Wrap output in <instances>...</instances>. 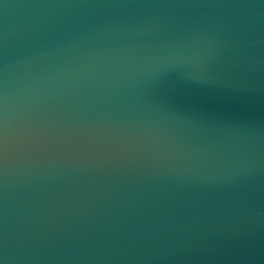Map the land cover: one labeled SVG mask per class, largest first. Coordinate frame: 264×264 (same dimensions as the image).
Returning a JSON list of instances; mask_svg holds the SVG:
<instances>
[{"label": "water", "instance_id": "water-1", "mask_svg": "<svg viewBox=\"0 0 264 264\" xmlns=\"http://www.w3.org/2000/svg\"><path fill=\"white\" fill-rule=\"evenodd\" d=\"M0 264H264V0H0Z\"/></svg>", "mask_w": 264, "mask_h": 264}]
</instances>
